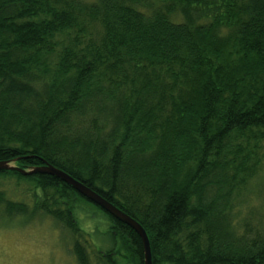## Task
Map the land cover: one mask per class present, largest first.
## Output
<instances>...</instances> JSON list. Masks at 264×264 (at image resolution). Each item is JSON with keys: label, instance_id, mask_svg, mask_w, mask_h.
<instances>
[{"label": "trees", "instance_id": "1", "mask_svg": "<svg viewBox=\"0 0 264 264\" xmlns=\"http://www.w3.org/2000/svg\"><path fill=\"white\" fill-rule=\"evenodd\" d=\"M16 160L140 223L153 264H264V0H0V162ZM37 216L77 264H144L137 233L70 186L0 171V221Z\"/></svg>", "mask_w": 264, "mask_h": 264}, {"label": "rangeland", "instance_id": "2", "mask_svg": "<svg viewBox=\"0 0 264 264\" xmlns=\"http://www.w3.org/2000/svg\"><path fill=\"white\" fill-rule=\"evenodd\" d=\"M9 193H15V181H8L2 185ZM26 188L25 184L20 192ZM77 206L82 212L83 231H90V220L85 216L97 211L91 205L78 200ZM104 218V217H103ZM103 218L99 221L106 222ZM65 229H61L56 222L45 217H18L12 220L0 221V264H77L72 252V238ZM101 228L98 233L88 236L91 247L106 249L109 246L108 237ZM92 252V250H91Z\"/></svg>", "mask_w": 264, "mask_h": 264}, {"label": "water", "instance_id": "3", "mask_svg": "<svg viewBox=\"0 0 264 264\" xmlns=\"http://www.w3.org/2000/svg\"><path fill=\"white\" fill-rule=\"evenodd\" d=\"M16 162L17 160L13 162H0V171L17 172L24 177L39 174V175H48L59 179L61 182L70 186L73 190H75L81 197L86 199L88 202L101 208L105 213L110 215L113 219L128 226L133 231H135L137 235L140 237L143 244L144 264H153L152 249L147 232L140 223H138L136 220H134L132 217H130L128 214L122 211L120 208H118L111 202L107 201L99 193L90 189L84 183L74 179L64 171L52 165L45 164L42 167H38L30 170H23L17 168L14 165V163Z\"/></svg>", "mask_w": 264, "mask_h": 264}]
</instances>
